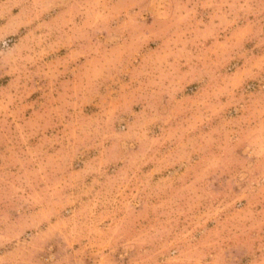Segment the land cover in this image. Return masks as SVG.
<instances>
[{
	"label": "clouds",
	"instance_id": "obj_1",
	"mask_svg": "<svg viewBox=\"0 0 264 264\" xmlns=\"http://www.w3.org/2000/svg\"><path fill=\"white\" fill-rule=\"evenodd\" d=\"M0 264H264V0H0Z\"/></svg>",
	"mask_w": 264,
	"mask_h": 264
},
{
	"label": "rangeland",
	"instance_id": "obj_2",
	"mask_svg": "<svg viewBox=\"0 0 264 264\" xmlns=\"http://www.w3.org/2000/svg\"><path fill=\"white\" fill-rule=\"evenodd\" d=\"M149 47H152V44H150ZM60 54H67V50L61 49ZM33 98H35L36 100H39L40 99V93H33V97H31L30 100H32Z\"/></svg>",
	"mask_w": 264,
	"mask_h": 264
}]
</instances>
